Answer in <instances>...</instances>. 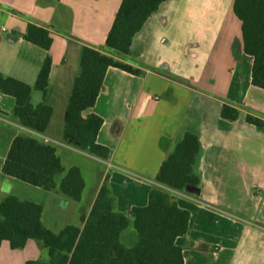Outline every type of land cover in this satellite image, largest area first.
Segmentation results:
<instances>
[{"label": "crops", "instance_id": "1", "mask_svg": "<svg viewBox=\"0 0 264 264\" xmlns=\"http://www.w3.org/2000/svg\"><path fill=\"white\" fill-rule=\"evenodd\" d=\"M122 2L0 0V73L34 88L49 60L48 90H33L31 103L53 110L41 135L22 127L14 116L15 99L0 94V205L9 196L41 205L45 226L59 233L67 226L82 227L107 186L114 211L131 219L133 209L146 207L151 192L161 188L156 178L175 146L193 134L200 141L194 166L200 190L197 196L171 195L190 213L188 233L176 241L184 264H264V129L246 120L249 114L264 120V90L252 85L254 58L245 52L235 0L162 4L135 36L124 61L143 75L110 68L96 105L83 113L103 120L97 142L109 149V159L64 142L82 49L105 46ZM29 24L50 31V51L24 39ZM224 104L239 109L238 120L222 118ZM20 136L54 146L66 171L80 169L85 181L80 202L59 188L49 192L3 173ZM82 162L89 164L85 170ZM71 206L74 222L58 215ZM46 259L43 245L34 240L16 250L8 241L0 246V264Z\"/></svg>", "mask_w": 264, "mask_h": 264}, {"label": "trees", "instance_id": "2", "mask_svg": "<svg viewBox=\"0 0 264 264\" xmlns=\"http://www.w3.org/2000/svg\"><path fill=\"white\" fill-rule=\"evenodd\" d=\"M167 1L123 0L105 46L83 47L80 75L74 82L65 115V143L97 159H109V149L97 142L103 120L96 115L84 118L83 113L96 105L110 68L143 75L140 68L124 61L135 36ZM234 12L243 23L245 52L254 58L252 85L264 90V0H235ZM24 39L46 52L52 47L50 31L35 24H29ZM50 73L51 63L47 60L34 88L0 73V94L15 99L14 116L19 124L41 135L48 129L53 110L46 105L34 106L31 94L33 90L47 92ZM221 116L236 121L240 111L224 104ZM246 120L264 129L263 119L249 114ZM199 152L198 137L187 134L159 171L156 183L161 188L151 192L146 207L133 209L131 219L114 211L107 186L102 187L88 217L82 218V227L67 226L59 233L45 226L41 205L9 196L0 205V246L8 241L16 250L24 248L29 240L41 243L46 261L26 264H184L183 249L176 241L187 235L190 213L178 207L162 188L197 196L187 189L200 190V179L194 172ZM2 170L6 176L33 187L49 192L59 188L69 199L82 200L85 181L80 169L66 171L56 148L35 137H17ZM62 175L58 185L57 178ZM131 226L137 240L127 247L123 237Z\"/></svg>", "mask_w": 264, "mask_h": 264}, {"label": "rangeland", "instance_id": "3", "mask_svg": "<svg viewBox=\"0 0 264 264\" xmlns=\"http://www.w3.org/2000/svg\"><path fill=\"white\" fill-rule=\"evenodd\" d=\"M81 164L84 167V170H85L86 167L89 166V164L87 162H82ZM72 209H73L72 206L69 207L68 209L64 210V211L62 209H60L58 211V215H61L62 217L64 216L65 218L70 220L69 222H74L73 210ZM136 240H137L136 233H135L133 227L131 226L127 230L125 236L123 237V243H124L125 246L131 247V246H133L135 244Z\"/></svg>", "mask_w": 264, "mask_h": 264}, {"label": "built area", "instance_id": "4", "mask_svg": "<svg viewBox=\"0 0 264 264\" xmlns=\"http://www.w3.org/2000/svg\"><path fill=\"white\" fill-rule=\"evenodd\" d=\"M164 191H166L170 196L171 195H175L176 193H178V192H175V191H173V190H170V189H167V188H162Z\"/></svg>", "mask_w": 264, "mask_h": 264}, {"label": "water", "instance_id": "5", "mask_svg": "<svg viewBox=\"0 0 264 264\" xmlns=\"http://www.w3.org/2000/svg\"><path fill=\"white\" fill-rule=\"evenodd\" d=\"M187 190H188V192H190V193H196V194H198V191H196V190H194V189H192V188H188Z\"/></svg>", "mask_w": 264, "mask_h": 264}]
</instances>
